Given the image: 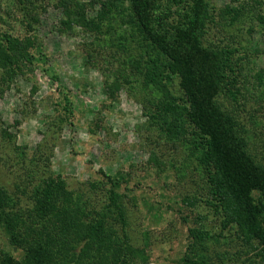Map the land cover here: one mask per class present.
I'll list each match as a JSON object with an SVG mask.
<instances>
[{"label":"trees","instance_id":"1","mask_svg":"<svg viewBox=\"0 0 264 264\" xmlns=\"http://www.w3.org/2000/svg\"><path fill=\"white\" fill-rule=\"evenodd\" d=\"M97 2L94 13L87 14L84 0H0V95L16 77L32 73L38 64L47 66L49 57L35 29L41 12L53 5L60 11L58 32L92 36L82 47L85 63L107 57L118 70L129 68V81L138 77L133 78L147 93L143 113L169 139L188 146L205 178L204 202L221 216L229 239L261 247L256 255L264 262V133L257 131L264 116L253 114L252 105L264 104V63L258 62L264 50H249L252 24L241 29L255 21L264 42L260 2L234 0L218 9L208 0ZM16 13L19 31L8 20ZM112 47L117 50L102 54ZM51 69L44 68L59 81ZM57 93L63 116L71 114L69 93L60 87ZM109 180L111 211L105 213L86 207L58 174L47 175L31 190L33 205L27 213L12 210V197L0 187V227L10 244L22 250L20 258L0 251V264L142 262L144 252L127 233L120 182ZM188 233L192 240L178 263L202 264L193 242L206 248L210 235L199 227H188Z\"/></svg>","mask_w":264,"mask_h":264},{"label":"rangeland","instance_id":"2","mask_svg":"<svg viewBox=\"0 0 264 264\" xmlns=\"http://www.w3.org/2000/svg\"><path fill=\"white\" fill-rule=\"evenodd\" d=\"M84 1L89 4L87 14H93L92 4L97 9L99 0ZM208 1L218 9L234 0ZM257 1L258 12L264 13V0ZM18 16L8 19L16 31L21 29L15 20ZM59 16L60 11L49 5L35 29L49 64H38L32 73L16 77L0 95V187L12 197V210L27 213L33 205L31 190L47 175L58 174L90 210L109 212L111 177L120 182L117 191L125 207L129 239L144 252L139 264H179L192 240L188 227H199L210 235L206 248L193 242L195 258L202 264H250L249 260L264 264L256 255L261 247L230 240L221 216L204 202L208 195L205 178L188 146L169 139L143 113L147 93L135 82L138 77L131 76L129 81V68L118 70L107 57L85 63L82 47L92 36L81 31L62 35L57 31ZM250 24L254 45L249 50H264L255 21H246L242 33ZM116 50L112 47L102 54ZM258 62L264 63V54ZM49 65L59 81L50 78V70L45 72ZM176 83L177 79L172 84ZM58 87L72 101L67 116L59 105ZM252 105L256 106L253 114L264 116V104ZM257 126L264 133V123ZM191 198L196 200L183 201ZM0 251L22 256L2 227Z\"/></svg>","mask_w":264,"mask_h":264}]
</instances>
